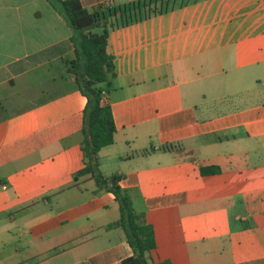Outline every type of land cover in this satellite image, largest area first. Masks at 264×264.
I'll return each mask as SVG.
<instances>
[{"label": "crops", "instance_id": "obj_1", "mask_svg": "<svg viewBox=\"0 0 264 264\" xmlns=\"http://www.w3.org/2000/svg\"><path fill=\"white\" fill-rule=\"evenodd\" d=\"M111 10L133 0H80ZM109 29L114 141L98 151L154 228V261L264 264V0H157ZM99 30V28H95ZM79 33L58 0H0V264H119L113 192L83 165ZM173 143L180 149H163ZM216 165L203 173L201 165Z\"/></svg>", "mask_w": 264, "mask_h": 264}, {"label": "trees", "instance_id": "obj_2", "mask_svg": "<svg viewBox=\"0 0 264 264\" xmlns=\"http://www.w3.org/2000/svg\"><path fill=\"white\" fill-rule=\"evenodd\" d=\"M65 17L79 33L75 42L76 58L69 69L74 73L81 92L86 96L83 108V137L81 153L83 165L74 176L89 173L97 189H106L114 194L119 206V216L108 225L123 229L132 253L119 264H172L169 259L154 261L151 251L156 246L153 225L147 221L145 212L138 211L127 189L119 184L121 174L103 175L98 166V151L114 141L115 122L110 103L101 99L103 83L110 84L116 75L114 55L109 49V29L161 12L168 5L157 0H133L111 10H89L80 0H58ZM99 28V30H95ZM161 148L180 149L173 143H164ZM203 173L217 170L216 165H201Z\"/></svg>", "mask_w": 264, "mask_h": 264}, {"label": "built area", "instance_id": "obj_3", "mask_svg": "<svg viewBox=\"0 0 264 264\" xmlns=\"http://www.w3.org/2000/svg\"><path fill=\"white\" fill-rule=\"evenodd\" d=\"M104 91L102 92V97H101V99L103 100V101H106V98H105V96H104Z\"/></svg>", "mask_w": 264, "mask_h": 264}]
</instances>
